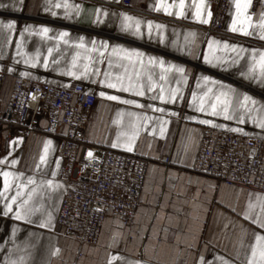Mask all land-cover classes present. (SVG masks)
Segmentation results:
<instances>
[{
    "label": "crops",
    "instance_id": "obj_1",
    "mask_svg": "<svg viewBox=\"0 0 264 264\" xmlns=\"http://www.w3.org/2000/svg\"><path fill=\"white\" fill-rule=\"evenodd\" d=\"M119 2L0 0L3 97L15 77L81 85L97 99L86 142L147 160L131 226L108 216L96 246L79 244L55 229L65 193L57 139L0 133V264H264V193L191 170L203 127L264 139V0L252 17L248 0H232L224 27L241 40L203 33L204 0L183 10L180 0H132L131 12Z\"/></svg>",
    "mask_w": 264,
    "mask_h": 264
},
{
    "label": "built area",
    "instance_id": "obj_2",
    "mask_svg": "<svg viewBox=\"0 0 264 264\" xmlns=\"http://www.w3.org/2000/svg\"><path fill=\"white\" fill-rule=\"evenodd\" d=\"M204 1L211 7V17L201 28L203 33L239 40L224 27L232 0ZM260 1L248 0L249 17L255 15ZM131 3L120 0L117 8L131 12ZM6 76L0 71V133L6 139L33 133L57 139L61 161L57 180L65 188L55 224L59 235L96 246L108 216L130 227L140 206L147 160L86 142L96 96L81 85L61 89L15 77L4 98ZM162 163L167 165L169 159ZM191 170L218 185L264 193V139L203 127Z\"/></svg>",
    "mask_w": 264,
    "mask_h": 264
},
{
    "label": "snow or ice",
    "instance_id": "obj_3",
    "mask_svg": "<svg viewBox=\"0 0 264 264\" xmlns=\"http://www.w3.org/2000/svg\"><path fill=\"white\" fill-rule=\"evenodd\" d=\"M161 6H162V7L164 6V5H163V0H161ZM236 6H237V8L240 7L239 2L237 3ZM247 6H248V5L245 4V7H247ZM179 7H180L181 10H183V8H184V0H180V2H179ZM169 14H171V13H169ZM180 14L183 15V12L181 11ZM207 15H208V17L210 18V17H211V12L209 11V12L207 13ZM197 16H201V12H200L199 9L197 10ZM125 19H126V20H130L131 18H130V17H125ZM262 19H264V18H262ZM200 22H201V23H205V22H207V21L204 20L203 17L201 16V21H200ZM2 23H3V22H0V24H2ZM14 23H15V22H10V23H8L7 25H4V26H5V27H8V28H12V27L14 26ZM158 27H159V26H158ZM262 27H264V24H262ZM148 28H149V33H151V31H152V25H151V23H149ZM232 30H233V31H237V29H236L235 27H233ZM47 31H48V29L45 28V29H44V32H47ZM139 31H140V29H139V23H137V25H136V32L139 33ZM241 31H242V30H241ZM243 34L247 35L246 32H244ZM65 35H66V33H65ZM262 38H264V36H262ZM211 47H212V45L209 44V48H210V49H211ZM225 47H227V45H225ZM137 55H138V54H137ZM160 63L163 64L162 61H161ZM260 67H261V75L264 76V57H261V64H260ZM179 71H180L181 73H183L184 69L181 68V69H179ZM162 79H163V77H162ZM118 83H119V81H118ZM108 86H109V87H116V84H109ZM138 94L143 95L144 93H143V92H140V93H138ZM176 95H177V93L170 92V94H169V98H170L173 102H175ZM109 99L116 100V99H118V98H117L116 96H110ZM194 99H195V97H194ZM217 100H219V98H217ZM245 100H246V101L249 100V97L246 96V97H245ZM124 102L127 103V101H124ZM253 103H254V101H253ZM201 105H202V106H201V108H200V111L203 112V111H204V108H203V102H202V101H201ZM212 109H213V112H212V113L214 114V113L216 112V111H215V106H214V105L212 106ZM158 110L163 111V109H158ZM240 122L243 123L244 121L241 120ZM260 127L264 128V123H261ZM114 147H115V145H114ZM88 155H89V157H91V156H92V153L89 152ZM42 159H43V158H42ZM3 175H4V186H5V191H7L8 186H9V182H8V175H9V174H8V173H4ZM13 203H15V201H13ZM5 207L8 208L9 211H11V206H10V205L6 204ZM15 215H16L17 218H20V213H19V212L15 213ZM261 258L264 259V250L261 251ZM250 264H253V262L251 261Z\"/></svg>",
    "mask_w": 264,
    "mask_h": 264
}]
</instances>
